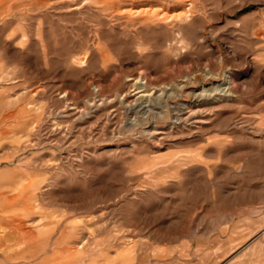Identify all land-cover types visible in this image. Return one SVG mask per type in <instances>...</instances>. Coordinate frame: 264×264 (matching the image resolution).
<instances>
[{
    "label": "rangeland",
    "instance_id": "obj_1",
    "mask_svg": "<svg viewBox=\"0 0 264 264\" xmlns=\"http://www.w3.org/2000/svg\"><path fill=\"white\" fill-rule=\"evenodd\" d=\"M0 264H264V0H0Z\"/></svg>",
    "mask_w": 264,
    "mask_h": 264
},
{
    "label": "bare ground",
    "instance_id": "obj_2",
    "mask_svg": "<svg viewBox=\"0 0 264 264\" xmlns=\"http://www.w3.org/2000/svg\"><path fill=\"white\" fill-rule=\"evenodd\" d=\"M151 10V9H150ZM150 10H148V9H146V10H130V12L131 13H133L134 14V12H136V13H138V14H141V15H147V14H149V12H150ZM153 11V10H152ZM156 11V10H155ZM154 12V11H153ZM137 14V15H138ZM152 14H154V13H152ZM160 14V13H159ZM182 14L183 13H181V14H179L177 17H182ZM155 15V14H154ZM172 17H174V14H169L168 12H164V13H162L161 15H160V18H172ZM179 20V19H178Z\"/></svg>",
    "mask_w": 264,
    "mask_h": 264
}]
</instances>
